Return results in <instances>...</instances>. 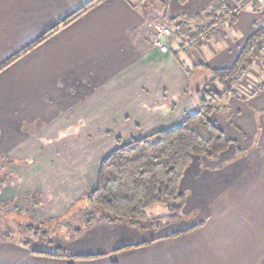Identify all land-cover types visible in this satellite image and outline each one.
<instances>
[{
    "label": "crops",
    "instance_id": "obj_1",
    "mask_svg": "<svg viewBox=\"0 0 264 264\" xmlns=\"http://www.w3.org/2000/svg\"><path fill=\"white\" fill-rule=\"evenodd\" d=\"M90 1L0 0V157L14 160L9 171L17 177L0 201L29 216L25 224L74 216L69 207L95 187L118 140L179 127L198 112L213 71L232 67L264 27L259 4L223 0L239 10L231 26L192 50L174 30L164 53L145 35L153 23L201 27L195 18L214 0H104L23 53ZM247 71L239 96L211 117L232 144L216 159L194 158L177 220L159 205L141 224L151 225L147 231L104 221L83 229V221L68 246L28 232L36 242L25 243L1 231L0 217V264H264V53ZM36 194L39 205L29 198Z\"/></svg>",
    "mask_w": 264,
    "mask_h": 264
},
{
    "label": "trees",
    "instance_id": "obj_2",
    "mask_svg": "<svg viewBox=\"0 0 264 264\" xmlns=\"http://www.w3.org/2000/svg\"><path fill=\"white\" fill-rule=\"evenodd\" d=\"M103 1H90L62 20L33 45L25 48L23 53L56 33L60 27L73 23ZM149 1L151 0H145L147 3ZM240 1L241 8L248 5L256 8L259 4V0ZM238 11L228 8L223 0H214L208 11L195 18L196 22L204 23L201 27H192L190 22L180 19L172 20L170 24L174 27L176 36L182 39V43L199 42L203 34H207L209 39L210 31L227 17L234 22ZM182 46L184 48L185 44ZM263 47L264 27L258 29L249 39L232 67L213 71V82L197 95L198 112L186 115L179 127L157 132L147 138L135 139L127 145H122L118 140L119 148L100 165L95 187L69 207L68 216L71 212L76 215L80 212L84 219L83 229L91 227L96 221L139 226L147 220L149 209L161 205L169 208L168 219L177 220L186 205V196L181 192L180 184L194 158L216 159L232 144L211 117L223 108L227 98L239 96L234 85L242 72L261 60ZM261 90L263 86L257 88L253 94ZM0 160L11 162V159L5 157H0ZM6 176L5 173L4 178ZM4 181L0 186L6 183ZM24 225L20 228L47 242L49 237L45 224ZM81 231L77 230L78 234ZM57 253L58 256H70L65 250H59Z\"/></svg>",
    "mask_w": 264,
    "mask_h": 264
},
{
    "label": "rangeland",
    "instance_id": "obj_3",
    "mask_svg": "<svg viewBox=\"0 0 264 264\" xmlns=\"http://www.w3.org/2000/svg\"><path fill=\"white\" fill-rule=\"evenodd\" d=\"M156 23L161 24V25H167L166 24L167 22L162 20V19L156 20L153 24H156ZM168 25H170V24H168ZM170 28H172V31L174 32L173 26H171ZM145 35L146 36L149 35L151 37V41L153 43L154 32H153V34L150 32V34L146 33ZM247 72L248 71H246V74H245L243 80L247 79L246 78L247 74H248ZM245 80L238 83V85H237L238 91L243 90L245 88V86H244V85H246ZM5 158H7V157H5ZM12 163H14V160H12V159H11L10 163L9 162L7 163V161L0 160V183L3 180H5L4 182H6L3 186H0V193H1L2 189H4V187L13 183L17 178L16 175L10 173V171H9V167H10V165H12ZM5 173L7 174V176L4 178ZM29 198L32 199V202L34 203V205H39V203H41L40 202L41 198H40L39 194L38 195L37 194L31 195V196H29ZM0 202H1L0 203V217L4 219V223H5V225L3 224L1 226V231L6 232L8 234L9 233L13 234V236L16 237V239H21V240H23V242L28 243V244H30V243L32 244V243L36 242L35 239L33 238V236L29 235L25 231V229L20 228L19 223L15 220L16 215L18 217L23 216V218L21 219V222H23V224H25L24 222L27 221L28 219H30L29 216H27L26 220H25L24 219V216H25L24 213L20 215L19 212H18V214H15L13 212L15 209L13 207L9 206V204L11 202L10 203H8V202L3 203L2 201H0ZM83 221H84L83 216L79 212L77 215L74 214V216L69 217V219H67L66 221H64L62 223L55 221L53 223H50L49 225H45V228H46V231H47V234H48V237L50 240L53 239L56 242L64 243V244L70 246L75 241H77L78 236H79L77 230L82 228ZM25 225H29V224H25ZM128 226H131V225H128ZM147 227L151 228V225L146 224V225H140V226H136V227L131 226L128 228H130V230H133L131 228H135V229L139 228L141 231H147L148 230ZM58 252H59V250H58Z\"/></svg>",
    "mask_w": 264,
    "mask_h": 264
},
{
    "label": "built area",
    "instance_id": "obj_4",
    "mask_svg": "<svg viewBox=\"0 0 264 264\" xmlns=\"http://www.w3.org/2000/svg\"><path fill=\"white\" fill-rule=\"evenodd\" d=\"M259 6L262 8V10L264 11V0H259ZM167 25L169 24L168 22L166 23ZM233 24L232 19L230 17H227L223 22H221L220 24H218L216 27H214L211 31H210V35H215L216 33H218L221 29L226 28L228 26H231ZM161 25V24H153V29H154V40H153V44L155 47L159 48L162 52H168L169 51V44L168 41L171 40L174 36V32L172 31L171 25ZM208 40V36L207 34H203L201 35L199 42H187L185 44V47L187 50H192L194 49L197 44L199 43H204ZM263 53H264V47H263ZM245 70L244 72H242V74L240 75V77L238 78L236 84L234 85V88L237 89V85L239 82L244 81L243 78L246 74Z\"/></svg>",
    "mask_w": 264,
    "mask_h": 264
}]
</instances>
